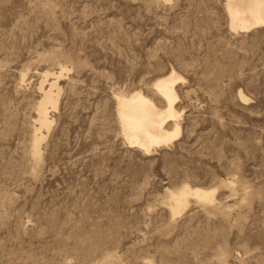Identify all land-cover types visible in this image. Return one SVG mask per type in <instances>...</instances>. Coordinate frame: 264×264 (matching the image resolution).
<instances>
[{"label":"rangeland","instance_id":"obj_1","mask_svg":"<svg viewBox=\"0 0 264 264\" xmlns=\"http://www.w3.org/2000/svg\"><path fill=\"white\" fill-rule=\"evenodd\" d=\"M224 4L0 0V264H264V26L232 31ZM170 70L182 133L145 155L114 96L158 104ZM182 184L215 201L172 217Z\"/></svg>","mask_w":264,"mask_h":264},{"label":"bare ground","instance_id":"obj_2","mask_svg":"<svg viewBox=\"0 0 264 264\" xmlns=\"http://www.w3.org/2000/svg\"><path fill=\"white\" fill-rule=\"evenodd\" d=\"M224 8L229 27L234 32H248L254 27L264 26V0H225ZM183 80V77L174 70L156 78L150 88L160 100L158 104L152 97L140 90L114 96L118 127L127 147L149 155L158 148H166L176 140L178 141L182 133L183 112L177 108L176 102L179 99L177 85ZM50 82L48 90L44 92L42 101L37 108L40 129L49 127L51 121L48 119L49 117L47 118L49 106L53 110L57 106L56 92L59 89L54 90L57 81ZM53 90L56 96L53 94ZM241 100L244 102V96H241ZM39 142L35 141L31 147L33 151L31 154L35 159L40 157ZM216 192L217 188L214 187L200 188L187 184H182L173 191H169L168 207L172 217L180 214L191 199L199 204H212L215 201Z\"/></svg>","mask_w":264,"mask_h":264}]
</instances>
